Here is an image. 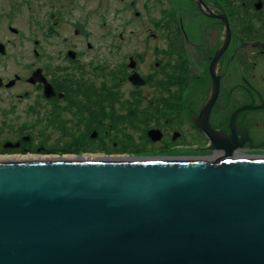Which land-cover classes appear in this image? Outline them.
<instances>
[{
	"label": "flooded vegetation",
	"instance_id": "flooded-vegetation-1",
	"mask_svg": "<svg viewBox=\"0 0 264 264\" xmlns=\"http://www.w3.org/2000/svg\"><path fill=\"white\" fill-rule=\"evenodd\" d=\"M136 1L158 32L113 37ZM133 146L264 159V0H0V157Z\"/></svg>",
	"mask_w": 264,
	"mask_h": 264
},
{
	"label": "water",
	"instance_id": "water-1",
	"mask_svg": "<svg viewBox=\"0 0 264 264\" xmlns=\"http://www.w3.org/2000/svg\"><path fill=\"white\" fill-rule=\"evenodd\" d=\"M0 264H264V160L0 162Z\"/></svg>",
	"mask_w": 264,
	"mask_h": 264
},
{
	"label": "rangeland",
	"instance_id": "rangeland-1",
	"mask_svg": "<svg viewBox=\"0 0 264 264\" xmlns=\"http://www.w3.org/2000/svg\"><path fill=\"white\" fill-rule=\"evenodd\" d=\"M144 8L141 7V5L136 1L134 6L129 7L126 11L125 14H123L127 20L126 25H120V23H117L114 21V15H112L113 17V22L112 25L114 26V31L112 33L113 37H120L121 35L124 37H130V38H144V39H150L152 38L157 32H158V28L157 24L155 23V18H156V14L153 15L152 17H149L146 15H144V20L139 21L137 19L136 16V12L137 11H141V12H145L143 11ZM161 31V30H160ZM102 32V30H96V36H98L100 33ZM154 58V57H153ZM133 139V138H131ZM135 144H136V140H135ZM137 145V144H136ZM139 148L136 146H133L132 153L129 154H118L115 151H107V152H98L95 151L94 153L88 154L89 156H91L93 159L97 158V157H104V158H113V157H123V158H127V160H132V159H136V160H147V159H156V157H151L146 153H141L142 152H147L148 153V148H141V150L138 152ZM113 153V154H111ZM66 154H60V157L65 156ZM58 156V155H57ZM66 156H71V155H66ZM75 157V156H73ZM159 158V157H158Z\"/></svg>",
	"mask_w": 264,
	"mask_h": 264
},
{
	"label": "bare ground",
	"instance_id": "bare-ground-1",
	"mask_svg": "<svg viewBox=\"0 0 264 264\" xmlns=\"http://www.w3.org/2000/svg\"><path fill=\"white\" fill-rule=\"evenodd\" d=\"M242 152V151H241ZM244 155V153L242 152ZM52 160H63V161H83V162H91V161H105V160H114V161H127V158L123 157H113V158H104L102 156L93 159L89 155L73 157V156H63V157H39V156H16V157H0V162H9V161H16V162H36V161H52ZM243 160H253V161H260L264 160L263 158H254V159H238V161ZM166 161H187V158H179V159H167ZM216 161V160H213ZM237 161V160H236ZM192 162H210V161H192Z\"/></svg>",
	"mask_w": 264,
	"mask_h": 264
}]
</instances>
